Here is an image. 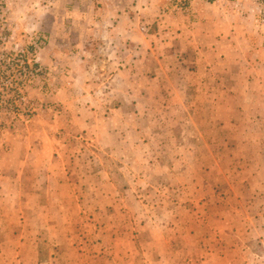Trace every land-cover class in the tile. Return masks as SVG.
I'll use <instances>...</instances> for the list:
<instances>
[{"label": "rangeland", "instance_id": "rangeland-1", "mask_svg": "<svg viewBox=\"0 0 264 264\" xmlns=\"http://www.w3.org/2000/svg\"><path fill=\"white\" fill-rule=\"evenodd\" d=\"M94 1L0 20V264H264V0Z\"/></svg>", "mask_w": 264, "mask_h": 264}, {"label": "crops", "instance_id": "crops-1", "mask_svg": "<svg viewBox=\"0 0 264 264\" xmlns=\"http://www.w3.org/2000/svg\"><path fill=\"white\" fill-rule=\"evenodd\" d=\"M46 1L48 3H45ZM60 3H65L66 5L64 12L62 8L60 11ZM99 3L100 2L97 4ZM8 5L9 22L15 35H28V32L33 33L35 30L47 31L52 38L77 35H79L80 38L82 35L90 37L93 34L90 18L92 10L95 7L94 0H62L61 2L60 0H9ZM129 9L128 6H125L123 11L126 12L127 10L129 11ZM131 16L136 19V10H134V13H131ZM64 44H62V47ZM56 45L57 44H55V46ZM55 46L52 43V48L58 52ZM72 57L73 59H77L75 56ZM78 61L79 60H77V62ZM16 139L17 138L11 139L12 142H10L11 147L9 152H13L16 147H20V149L21 147L23 148L21 142L19 140L16 141ZM26 154L28 155L30 153L28 152ZM2 156L3 155L0 154V195H11L12 192L20 189L19 192H17V194H19L22 181L25 182L29 177L26 172L20 171L21 168H24L26 165L28 158L24 153H22L20 157H15L7 152L5 157ZM3 172L5 174H3ZM3 183H5L7 187L2 186L1 184Z\"/></svg>", "mask_w": 264, "mask_h": 264}, {"label": "built area", "instance_id": "built-area-1", "mask_svg": "<svg viewBox=\"0 0 264 264\" xmlns=\"http://www.w3.org/2000/svg\"><path fill=\"white\" fill-rule=\"evenodd\" d=\"M9 0H0V20L4 17L7 8H8ZM28 69V68H25Z\"/></svg>", "mask_w": 264, "mask_h": 264}]
</instances>
